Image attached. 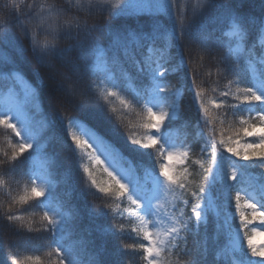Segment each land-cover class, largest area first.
<instances>
[{
  "label": "snow or ice",
  "instance_id": "snow-or-ice-1",
  "mask_svg": "<svg viewBox=\"0 0 264 264\" xmlns=\"http://www.w3.org/2000/svg\"><path fill=\"white\" fill-rule=\"evenodd\" d=\"M141 12L153 14L150 25L111 23ZM0 13V80L8 88L4 100L8 111L0 114V125L17 138L10 152H3L0 171L16 183L17 177H27L31 185L18 198L11 190L6 193L8 199L0 204V225L9 228L21 220L13 211L16 205H27L24 211L37 205L47 207L45 199L53 192L36 183L40 176L28 175L27 162L51 142H58L63 133L75 149L76 160L89 161L80 177L82 196L101 201L99 210L95 205L89 210V217H108L110 221L108 227L97 225L95 230L120 242L111 253L114 258L106 259L105 247L97 248L90 239L92 229L85 230L86 236L79 234L80 210L68 205L67 210L43 211L39 231L47 234L49 251L44 259L33 255L26 260L32 264H130L127 257L136 253L144 264H181V256L190 258L187 264H264V250H258L252 237L244 233L245 250L240 232L241 226L251 222L241 211L242 193L251 219L259 218L264 224V176L249 172L250 167L264 171V46L255 43L259 37L264 45V0L259 12L244 11L232 0H197L191 17L178 10L176 0H5ZM157 13L171 18L170 28L161 25ZM209 14H213L211 21L204 23ZM97 16L107 17L109 22L88 23ZM10 23L20 27L29 48L8 35ZM225 25L229 29L225 35L230 38L226 44L215 36ZM193 47L212 62L216 82H227L228 90L221 89L210 105L196 90L195 80L187 78L186 49L191 52ZM29 51L35 66L27 58ZM134 82L140 90L133 87ZM233 83L239 104L228 103ZM244 83L249 86L240 88ZM128 89L135 93L132 101L124 98ZM182 89L192 93L197 105L194 127L199 131L191 141L186 137L177 144L170 128L181 113ZM109 97L119 99L122 108L135 103L145 110L141 127L147 131L141 136L124 132L116 109L100 103ZM53 99L59 101V107H53ZM90 100L98 106H87ZM210 106L222 109L225 118L231 113L239 126L230 124L217 133L215 122L225 120L219 116L214 120ZM95 110L102 113V119ZM67 112L75 114L65 115ZM129 147L141 153L153 150L158 168L138 169L129 159ZM190 153L200 159L192 161ZM204 157L211 160V167H204ZM233 157L227 174L222 175L221 159ZM177 164L182 170H177ZM188 164H199V172L189 174ZM96 170L105 178L98 179ZM188 175L198 176L199 182L189 181ZM129 177H134L133 183ZM242 179L256 184L249 185L252 191L237 189L233 205L234 182ZM217 191L219 195L214 196ZM169 193L170 208L162 203ZM257 193L259 204L255 202ZM233 212L240 221L234 232ZM212 213L216 215V235L210 242L207 228ZM129 217L138 223L133 224ZM125 222L131 225L127 229ZM225 233L228 241L221 243ZM126 236L138 243H123ZM248 251L262 259L253 261ZM0 264H19L16 250L0 253Z\"/></svg>",
  "mask_w": 264,
  "mask_h": 264
},
{
  "label": "trees",
  "instance_id": "trees-1",
  "mask_svg": "<svg viewBox=\"0 0 264 264\" xmlns=\"http://www.w3.org/2000/svg\"><path fill=\"white\" fill-rule=\"evenodd\" d=\"M4 2L5 0H0V5H3ZM58 2H64V0H58ZM261 2L262 0H232L233 4L243 8L244 11L250 12H259ZM196 3L197 0H176L178 10L185 11L189 17H191L192 8ZM0 15H2V13H0ZM212 15L213 14H209L208 16H206L203 22L209 23L211 21ZM156 17L159 18L162 26L168 28L171 27L172 20L170 17L166 16L163 13H157ZM153 18V14L141 12L134 15L121 17L118 20L111 21V23L114 25L129 24L135 26L139 24H144L145 26H148L152 23ZM108 22V18L102 16H97L88 20L89 24L104 25ZM7 29L8 35L10 37H12L16 41L22 42L24 48H29V40L24 38L21 29L18 25L10 23L8 24ZM228 30V27L225 25L221 26L216 31L215 36L219 39L221 43L226 44L229 41L230 38L225 35ZM255 43L257 47L264 46L261 45L259 37L256 38ZM61 46H64V44L61 43ZM5 50L11 51L10 49ZM186 53L189 55L190 64V70L187 78H192L195 80V83L197 85L196 90L201 92L202 99H204V101L210 105L211 101L217 99L221 89L228 90L227 82H216V69L212 66L211 61H207L206 58H204L202 54L199 53V50L197 48L193 47V50L191 52H187L186 49ZM27 58L28 60L32 61V66H35V60L30 51L27 53ZM23 66L26 67L27 65ZM20 75L31 86L35 87V84L31 79H29L28 76L24 75V73H21ZM182 79H185V77H182ZM171 83L175 84L176 81L173 80L171 81ZM245 86L249 85H247V83H244L241 84L239 87L243 88ZM133 87H136L137 90H140L139 86L135 82L133 84ZM0 91L4 93L8 92V88L5 85V81L3 80H0ZM182 92L183 96L180 105L181 113L174 118V122L172 124V127L170 128L172 138L177 144L183 142L186 137L189 141H191L193 137L197 136V133L199 131V129L194 127L197 118V105L192 102V93L190 91H185L184 89H182ZM236 93L237 85L233 83L229 90L228 103H240V101L235 99ZM123 95L125 99L132 101L135 93H133L131 89H128L125 93H123ZM51 103L53 107H59L58 100L53 99L51 100ZM100 103H107L110 108L116 109L117 117L118 119H120L124 132L135 133L137 136H141L147 131L141 127L142 123L146 120V112L135 103H132L130 107L122 108L119 99L115 97H109L108 100L102 99ZM87 106L96 107L98 105L94 101L90 100ZM210 112L214 120L217 116H219L220 119L225 120L223 124L219 123L218 121L215 122L217 133L219 132L220 128H227L230 124H235L237 127L239 126L237 118H234L231 113H229L228 117L225 118L223 116L222 109H212L211 106ZM73 114L75 113H65V115ZM95 115L100 117L101 119L103 118L102 113H100L98 110H95ZM244 115L247 114L245 113ZM205 131L207 132L209 131V129H205ZM250 139L254 140L255 138ZM16 140L17 138H15L14 133L6 129L3 125H0V158H2L3 152H10L11 145L15 144ZM121 140L122 142H124L123 137H121ZM38 150L39 149L37 148V151ZM128 151L132 154L129 157L130 161L133 162V164L141 171L143 169L151 171L153 168H158V162L154 161L151 155V152L153 150H144V152L141 153L138 149H133L129 147ZM25 155H27V153H25ZM189 155L192 161L200 159L198 154L190 153ZM235 159L236 158L234 157L231 160L229 158L221 159L219 169L222 175L227 174L228 166L231 164L232 160ZM88 163L89 161L87 159L83 161L76 160L75 149L73 148L71 142L68 140L67 135L63 133L59 136L58 142H51L43 152H37L32 157H30L29 161L27 162L28 175L40 176L41 179L37 180L36 183L46 189L51 188L53 196L45 199V204L47 205V207H45V205H37L28 208L27 211H24V209L28 207L27 205L14 206L13 211L16 213V215L21 217V220L9 228H5L3 227V225H0V253L8 251L9 248H14L19 258V264H32L31 261L25 259V257L27 256L41 255L42 259H44L49 251V249L45 247V245L49 241L47 239V234L42 231H39L41 225L43 224V211H47L49 209H52L54 211L62 207L64 208V210H67L68 205H74L80 210V214L82 217L78 224L79 234L86 236L85 230L92 229V235L90 239H93L95 241L96 247L98 248L99 246L103 245L107 253L105 258L109 260L114 258L112 257L111 253L119 247L120 242L114 241L110 236L104 235L101 232L95 230L97 225H100L102 227H108L110 224L109 218L97 217L93 220L88 215L89 210L93 208V205L96 206V210H99L101 201L93 200L91 198L86 200L82 196V186L80 184V177L81 175H83V167ZM203 163L205 168L211 167V160L208 157L203 158ZM240 163L249 162L241 161ZM176 168L178 171L182 170L179 164H177ZM199 168V164L187 165V171L189 174L193 172L198 173ZM249 172L254 177L264 176V171L257 167H250ZM96 174L98 179L105 178L103 173L99 170H96ZM188 179L189 181H193L194 183L199 182L198 176L188 175ZM0 181L4 182L0 183V204H4L5 201L8 199L6 193L9 192V190H11L12 196L18 198L19 196L24 194L26 188L31 187V185L28 183L27 177H17V181L19 182L16 183L12 182L10 177L3 175L2 171H0ZM234 183L235 188L232 192L233 205L235 203V191L242 187H248V190L252 191V187H250L249 185L254 186L256 184V181H246L242 179L239 183ZM218 195V191L214 193V196ZM255 202H257L258 204L260 203V196L258 193L255 195ZM177 203L179 207H183L182 205H179V202ZM241 205V211H244L246 219L251 221L247 225L246 231L248 236H252L253 230L257 226H263L264 224L260 222L259 218H257L256 220L251 219V210L244 206L245 200L243 198V193ZM128 207L131 208L132 206ZM185 210L187 211V209ZM0 211H2V209H0ZM261 211H264V208H261ZM232 215L233 219L231 221V225L232 231H234L235 229H237V226L239 225L240 221L238 213L233 212ZM128 219H131L133 221V224L138 223V221H136L134 217H129ZM21 225H23L22 231L17 232L16 229L19 228ZM130 226L131 225L125 222L124 227L126 229ZM29 228L33 229V231L29 232ZM215 228L216 215L215 213H212L209 216L207 228L210 242L212 237L216 235ZM240 228H243V226H241ZM220 239L221 243H227V234L225 233L224 235H222ZM123 243L134 244L138 243V241L126 236ZM243 248L247 250V244ZM236 256L239 257V253H236ZM248 257H250L253 261H258L259 258L252 257L250 251H248ZM178 258L180 259L181 264H187L188 260L190 259L189 257L183 256ZM121 259H124V257H121ZM127 259L130 261V264H144V261L142 260L140 254H129Z\"/></svg>",
  "mask_w": 264,
  "mask_h": 264
},
{
  "label": "rangeland",
  "instance_id": "rangeland-1",
  "mask_svg": "<svg viewBox=\"0 0 264 264\" xmlns=\"http://www.w3.org/2000/svg\"><path fill=\"white\" fill-rule=\"evenodd\" d=\"M25 82L28 83L26 80H25ZM19 87H21V86L18 85L17 88H19ZM7 95H8V92L4 93V92L0 91V113L1 114H3L6 111H8V108H7L6 104L4 103V100L6 99ZM133 182H134V177H129V183H133ZM171 200H172V194L169 193L167 198H166V200H162V203H164L166 207L170 208V203L169 202ZM240 232H241V236H242V244H243V247H244L247 244V238L243 236L244 233H247L246 227L240 228ZM251 237H252V240H253V244L256 246V248L258 250H264V225L263 226H261V225L257 226L253 230ZM260 259H262V258L259 257L258 261Z\"/></svg>",
  "mask_w": 264,
  "mask_h": 264
}]
</instances>
